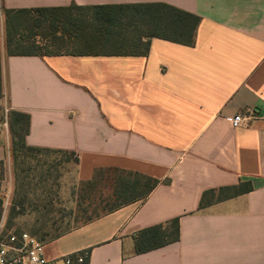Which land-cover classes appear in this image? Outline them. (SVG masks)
<instances>
[{
  "label": "crops",
  "instance_id": "1",
  "mask_svg": "<svg viewBox=\"0 0 264 264\" xmlns=\"http://www.w3.org/2000/svg\"><path fill=\"white\" fill-rule=\"evenodd\" d=\"M0 1L7 9L165 3L200 17L194 46L152 38L138 54L39 57L7 54L0 13V67L9 109L30 116L27 144L76 153L78 182L99 169L160 181L145 202L45 243L48 257L88 251L89 264H264V0ZM249 111L258 114L250 126L230 125ZM2 126L0 165L11 169L12 138ZM241 181L253 191L200 208L205 191ZM175 218L177 242L137 253L139 231Z\"/></svg>",
  "mask_w": 264,
  "mask_h": 264
},
{
  "label": "trees",
  "instance_id": "2",
  "mask_svg": "<svg viewBox=\"0 0 264 264\" xmlns=\"http://www.w3.org/2000/svg\"><path fill=\"white\" fill-rule=\"evenodd\" d=\"M5 19L6 49L10 56L50 55H125L146 51L152 38H159L185 46H194L200 17L165 3L121 4L102 6L40 7L7 9L0 5ZM12 136V157L15 170L29 178L32 167L21 168L23 159H36L44 154L61 155L57 164L79 163L76 153L31 147L26 142L30 116L11 110L7 115ZM40 161V159H39ZM44 165L47 163H43ZM45 165V166H46ZM55 164H49L50 173ZM1 182V174H0ZM160 181L139 173L120 169H99L91 180L79 182L72 196L79 207L72 222L53 232L47 229L51 219L39 215L31 234L43 243L55 241L72 231L132 203H143ZM29 188L32 182H23ZM251 181L234 186L210 189L203 193L200 208L253 191ZM1 190V185H0ZM52 192L47 191L44 209L52 205ZM29 202L27 193L13 201L8 226L24 216ZM32 205V202H30ZM4 201L0 198V220ZM16 232H20L16 231ZM179 240V219L145 228L135 235L137 253H145ZM89 254L88 251H85ZM89 264V256L83 263Z\"/></svg>",
  "mask_w": 264,
  "mask_h": 264
},
{
  "label": "rangeland",
  "instance_id": "3",
  "mask_svg": "<svg viewBox=\"0 0 264 264\" xmlns=\"http://www.w3.org/2000/svg\"><path fill=\"white\" fill-rule=\"evenodd\" d=\"M10 111L7 88L3 77V71H1L0 67V127H3L2 125L4 124L8 125L6 118H8L7 115ZM8 128H10L9 125ZM61 159V155L51 154H44L38 158V160L37 158L23 159V163L20 164V169L32 167L30 173L27 174L29 178H26V180H24L26 175L21 173L19 169L18 171L15 170L14 165H12L11 169H9L7 165H0V198L4 201V211L7 208L4 221L6 232L25 230L31 233L32 225H34L37 217L41 214L47 215L51 219V222L47 224V229L51 232L58 228H65L67 223L72 222L79 210L72 196L73 190L79 185L76 179L77 167L72 161L69 163L63 162L58 165L57 162H60ZM45 162L47 163V165L45 164L46 166L43 164ZM52 163L55 164V168L48 173L47 168L49 164ZM23 182H32V185L29 188L23 187ZM47 191L52 192V197L50 199H53V203L48 209H44L42 199ZM24 193H27L29 197V202L26 204L27 211L24 216L14 220V226L9 227V211L12 203L16 197L19 198V196ZM30 202H32V205H30ZM2 219L0 221H2ZM59 264L65 263L60 261Z\"/></svg>",
  "mask_w": 264,
  "mask_h": 264
},
{
  "label": "built area",
  "instance_id": "4",
  "mask_svg": "<svg viewBox=\"0 0 264 264\" xmlns=\"http://www.w3.org/2000/svg\"><path fill=\"white\" fill-rule=\"evenodd\" d=\"M258 118L256 111L240 113L230 119V125L237 129L247 127ZM4 218L0 221V264H72L74 260L83 263L89 254L85 251L65 255L60 259L50 258L45 252V243L26 231L6 232Z\"/></svg>",
  "mask_w": 264,
  "mask_h": 264
}]
</instances>
